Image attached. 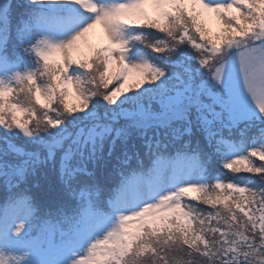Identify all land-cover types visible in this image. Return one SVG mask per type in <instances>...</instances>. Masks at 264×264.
Listing matches in <instances>:
<instances>
[{
  "label": "snow or ice",
  "instance_id": "obj_1",
  "mask_svg": "<svg viewBox=\"0 0 264 264\" xmlns=\"http://www.w3.org/2000/svg\"><path fill=\"white\" fill-rule=\"evenodd\" d=\"M0 183V264H264V0H0Z\"/></svg>",
  "mask_w": 264,
  "mask_h": 264
},
{
  "label": "trees",
  "instance_id": "obj_2",
  "mask_svg": "<svg viewBox=\"0 0 264 264\" xmlns=\"http://www.w3.org/2000/svg\"><path fill=\"white\" fill-rule=\"evenodd\" d=\"M0 189H2V193H0V194H5L6 195V189H5V187H4V185L2 184V183H0Z\"/></svg>",
  "mask_w": 264,
  "mask_h": 264
},
{
  "label": "rangeland",
  "instance_id": "obj_3",
  "mask_svg": "<svg viewBox=\"0 0 264 264\" xmlns=\"http://www.w3.org/2000/svg\"><path fill=\"white\" fill-rule=\"evenodd\" d=\"M243 175V174H242Z\"/></svg>",
  "mask_w": 264,
  "mask_h": 264
}]
</instances>
